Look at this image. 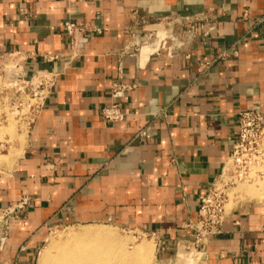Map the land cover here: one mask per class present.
<instances>
[{"label":"crops","instance_id":"obj_1","mask_svg":"<svg viewBox=\"0 0 264 264\" xmlns=\"http://www.w3.org/2000/svg\"><path fill=\"white\" fill-rule=\"evenodd\" d=\"M142 17L175 33L143 60L123 52ZM68 20L100 32L74 47ZM16 52L24 76H57L0 173V212L27 199L0 264H36L62 221L148 233L165 258L193 238L186 225L231 153L239 113L264 115V0H0V62ZM115 81L135 87L118 100L124 120L107 123ZM256 189L229 207L201 264H264Z\"/></svg>","mask_w":264,"mask_h":264},{"label":"built area","instance_id":"obj_2","mask_svg":"<svg viewBox=\"0 0 264 264\" xmlns=\"http://www.w3.org/2000/svg\"><path fill=\"white\" fill-rule=\"evenodd\" d=\"M68 1V0H61ZM156 23L160 24V21ZM152 23L142 17L135 19L129 27L130 39L125 45L123 52H127L139 59L142 56L143 48L148 47L146 55L158 53L161 47L167 44L168 39L175 38V33L166 29H161V24L157 29L150 27ZM62 27L70 43L74 47H82L88 41V32L100 29H89L74 21H65ZM215 24H211L209 29H213ZM208 30L204 31L207 35ZM237 54V50L232 51ZM18 57L19 62L12 66L2 65L0 68L6 70L0 73L2 81L1 91L13 89L18 93L17 99L12 103V113L18 118L21 125L31 126L38 113L44 106L46 99L51 93L55 84L57 74L54 72H42L26 77L21 72L22 55L19 52L13 53ZM222 55H226L222 53ZM135 84L125 82H113L111 85V96L114 101L109 106L101 109V117L107 123H114L124 120L125 113L118 102L125 93L134 88ZM142 136L146 135L143 131ZM264 179V115L261 111L250 109L241 111L238 115V131L233 136L231 153L224 163L222 171L216 181L213 182L209 191L203 196L195 219H190L187 227L193 231V245L201 248L207 242L210 234L220 232L227 214V206L232 202L237 194V188L244 183H253ZM27 199H23L5 209L14 207H24ZM0 246V256L3 252Z\"/></svg>","mask_w":264,"mask_h":264},{"label":"rangeland","instance_id":"obj_3","mask_svg":"<svg viewBox=\"0 0 264 264\" xmlns=\"http://www.w3.org/2000/svg\"><path fill=\"white\" fill-rule=\"evenodd\" d=\"M18 62V57H15L14 55H8L1 63L4 66L10 67ZM5 71L6 70H4V67L3 69L0 68V73H4ZM1 85L2 81L0 80V89L2 87ZM17 96L18 93H16L13 89L8 88L3 91L0 90V173L5 167H7V165L11 164L13 158L19 154L20 148L23 145V143L20 142H12L17 136L19 137L17 138L18 140H20V138L23 140V135L26 131L11 110L10 105H12L13 101L17 99ZM256 183H264V179L253 183H244L239 185L237 188L236 197L232 202L229 203L227 209H229V207H231L234 202L235 204L238 201L240 202L243 198L242 195L244 192L255 196L252 193V189H256ZM242 186L244 189L241 188ZM261 187H264V184H262ZM6 208L0 212V246H3V251L8 244L12 223L22 217L27 210L26 205L24 207H14L5 211ZM97 225H101L102 227L104 226L103 228L112 230L114 236L116 235L115 237L117 240L122 243V247L120 246V248H127L126 250L133 252H135V250L138 248L144 250V260L141 264H201L202 254L198 253L197 251H200V249L193 245L194 237H188L177 241L175 244H173V248L172 246L170 248L172 249L170 251L171 254L165 258L160 253L159 241L157 239H153V236L148 233L137 231L130 227L72 223L67 221L53 223L49 226L47 238L41 246L36 264H39V258L40 255L42 256L43 251L51 248L50 244L61 243L67 239L69 234L87 227L95 228ZM53 251L55 250L53 249Z\"/></svg>","mask_w":264,"mask_h":264},{"label":"bare ground","instance_id":"obj_4","mask_svg":"<svg viewBox=\"0 0 264 264\" xmlns=\"http://www.w3.org/2000/svg\"><path fill=\"white\" fill-rule=\"evenodd\" d=\"M146 53H148V47L143 48L142 60L146 57ZM262 184L264 183H256V188H260ZM103 227L101 225H97L95 228L87 227L69 234L67 239L61 243L54 244L51 242V248L48 246L49 249L44 250L42 256L40 255L39 264L142 263L144 260V250L138 248L133 252L126 250L127 248H120V246L122 247V243L117 240L112 230Z\"/></svg>","mask_w":264,"mask_h":264}]
</instances>
